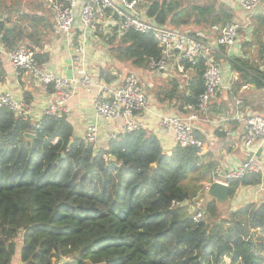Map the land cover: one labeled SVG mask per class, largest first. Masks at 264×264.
I'll return each instance as SVG.
<instances>
[{
  "label": "trees",
  "instance_id": "16d2710c",
  "mask_svg": "<svg viewBox=\"0 0 264 264\" xmlns=\"http://www.w3.org/2000/svg\"><path fill=\"white\" fill-rule=\"evenodd\" d=\"M139 3L157 25L199 39V32L222 29L234 19L222 0ZM10 23L4 14L0 43L5 50L25 39L40 43ZM195 27L200 30L189 31ZM114 50L138 67L162 55L152 33L135 30L124 32ZM43 56L36 55L38 62ZM231 64L244 79L251 77L247 61L237 58ZM194 68L197 77L188 91L172 85L181 110L197 104L204 89L205 60ZM254 72L264 79V72ZM27 132L35 137H26ZM211 170L199 148L178 145L167 154L145 129L117 134L98 148L75 135L67 114L45 115L35 126L0 108V264H14L18 238L21 264H264V202L227 213L208 200L200 222L185 206L173 205L196 197ZM247 177L230 182L231 197L240 183L262 181L260 173Z\"/></svg>",
  "mask_w": 264,
  "mask_h": 264
},
{
  "label": "crops",
  "instance_id": "0c3cea01",
  "mask_svg": "<svg viewBox=\"0 0 264 264\" xmlns=\"http://www.w3.org/2000/svg\"><path fill=\"white\" fill-rule=\"evenodd\" d=\"M112 1L119 5V0ZM222 1L233 9L234 19L231 22L237 25L239 34L234 44L220 46L217 43L222 31L220 27L199 32L203 38L201 40L209 47L205 57L209 56L218 64L222 75V87L211 100L209 111L200 113V118L192 121L196 136L202 140L201 154L205 162L212 163L211 172L201 181L202 190L213 182L216 169L220 170L219 179L224 180L229 171L250 157L243 146L245 118L254 114L264 115V79L260 73L254 72H264V23H259V19L264 17L263 9L259 7L248 11L239 0ZM13 3L17 7L3 11L0 19L5 14L11 20V25L17 23L22 27L23 35L32 34L35 40L39 38V44L25 39L20 42V46L33 47L37 54L44 55L42 63L38 62L43 70L70 80L72 97L68 103L71 108L68 120L77 137L85 138L87 128L97 124L99 132L94 144L100 148L107 147L111 137L126 132L124 119L98 116L94 100L101 87H117L126 74L134 72L144 88L148 102L146 109L136 113L135 121L141 126L140 129H145L159 139L165 153L173 152L178 144L173 133L162 125L161 120L163 116L189 114L187 105L182 110L179 108L180 100L176 95L171 96V89L176 83L180 84V93L188 91L189 83L197 77L196 68L187 67L176 52L167 59L163 70L152 68L150 64L134 66L131 61L116 55L114 48L120 44L124 32L120 29L114 10H109L106 16L99 19L96 31L89 32L81 22L83 0H80L74 27L69 34H64L56 27L48 0H14ZM137 10L140 15L149 19L139 0ZM193 29L200 30L195 27L189 31ZM179 31L184 32L181 29ZM80 44L84 45L83 58L82 61L75 62L74 48ZM4 50L0 43V93L8 92L15 100L24 101L27 118L32 124H37L46 115L45 110L54 99L53 88L28 71L16 70L2 54ZM205 57L202 59L205 60ZM237 58L249 63L251 77L244 79L242 72L232 68L231 62ZM85 75L92 80L89 87L81 83ZM255 149L261 164L259 173L262 181L258 184L240 183L233 193L230 206L220 208L222 212L228 213L248 203L264 202V142L259 143ZM247 176L250 178L253 174ZM193 199L182 205L190 215ZM20 249L21 245L14 257V264H21Z\"/></svg>",
  "mask_w": 264,
  "mask_h": 264
},
{
  "label": "built area",
  "instance_id": "2783aa9c",
  "mask_svg": "<svg viewBox=\"0 0 264 264\" xmlns=\"http://www.w3.org/2000/svg\"><path fill=\"white\" fill-rule=\"evenodd\" d=\"M242 7L248 11L262 8L264 12V0H239ZM54 13L56 27L59 32L69 34L74 27L76 10L80 0H48ZM138 0H119L116 5L112 0H83L80 11V18L86 31H96L97 24L101 17L106 16L109 10H114L119 19L122 32L135 30L141 33H152L161 48V58L151 59L152 68L163 70L166 67L167 59L173 52L187 61L191 67H196L200 60L205 57L209 48L205 42L188 33L167 26L157 25L152 19H146L137 10ZM238 27L233 22L227 23L218 36L217 43L220 46H230L234 44L238 37ZM74 61L80 62L83 58L84 45L80 44L74 48ZM12 66L18 70H25L38 78L46 85H50L54 91V99L45 110L46 115L58 116L70 114L69 101L72 97L70 80L63 76L43 70L37 60V53L33 47L18 46L14 49L2 52ZM2 56L0 55V65ZM204 89L199 96L197 104H188V115L163 116L161 123L172 132L178 145L183 147L195 146L201 153L202 140L196 136L192 121L200 118V113L209 111L210 102L222 87V75L218 64L209 56L205 57V69L203 72ZM81 83L89 87L92 80L88 75L81 79ZM240 101H238L239 103ZM147 97L144 88L134 72L126 74L124 80L117 87H101L95 100L94 107L98 116L107 119L122 118L125 120V131H134L141 128L135 121L136 113L147 108ZM0 108L13 111L18 116L28 119L25 114V102L15 100L10 93H0ZM29 120V119H28ZM38 126L39 123L33 124ZM99 127L92 124L87 128L85 139L95 143L98 138ZM264 142V115L254 114L245 118V128L243 134V146L250 153V157L237 168L229 171L225 176L226 182L240 180L248 174H256L261 171V164L257 157L256 146ZM220 170L216 169L214 180L219 179ZM213 180V181H214ZM209 184L201 190L192 202L191 217L196 222L203 220L206 215V204L204 202V192ZM173 202V205H185Z\"/></svg>",
  "mask_w": 264,
  "mask_h": 264
},
{
  "label": "water",
  "instance_id": "95a60500",
  "mask_svg": "<svg viewBox=\"0 0 264 264\" xmlns=\"http://www.w3.org/2000/svg\"><path fill=\"white\" fill-rule=\"evenodd\" d=\"M26 137L34 138L35 135L32 133H25ZM113 158V156H111ZM205 195L208 200H215L219 208L229 207L231 204V185L230 182L223 180H214L208 186L205 191Z\"/></svg>",
  "mask_w": 264,
  "mask_h": 264
},
{
  "label": "rangeland",
  "instance_id": "374dc122",
  "mask_svg": "<svg viewBox=\"0 0 264 264\" xmlns=\"http://www.w3.org/2000/svg\"><path fill=\"white\" fill-rule=\"evenodd\" d=\"M13 2H14V0H0V6H1L0 11H2V9L3 10H8V9L13 10L15 7H17V6H15V3H13ZM203 195H204V202H205V204H207L208 197L205 195V192ZM207 219H209V218L207 217ZM17 242H18V248H19L20 244H21V239L18 238Z\"/></svg>",
  "mask_w": 264,
  "mask_h": 264
}]
</instances>
